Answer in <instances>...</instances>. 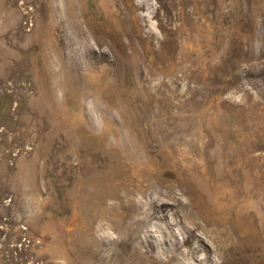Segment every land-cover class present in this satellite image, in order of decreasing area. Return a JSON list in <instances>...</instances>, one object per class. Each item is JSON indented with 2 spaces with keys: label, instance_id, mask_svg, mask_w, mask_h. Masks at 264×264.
Returning a JSON list of instances; mask_svg holds the SVG:
<instances>
[{
  "label": "rangeland",
  "instance_id": "obj_1",
  "mask_svg": "<svg viewBox=\"0 0 264 264\" xmlns=\"http://www.w3.org/2000/svg\"><path fill=\"white\" fill-rule=\"evenodd\" d=\"M70 2L0 0V264H264V0Z\"/></svg>",
  "mask_w": 264,
  "mask_h": 264
},
{
  "label": "bare ground",
  "instance_id": "obj_2",
  "mask_svg": "<svg viewBox=\"0 0 264 264\" xmlns=\"http://www.w3.org/2000/svg\"><path fill=\"white\" fill-rule=\"evenodd\" d=\"M81 1L82 0H71L70 6L74 7L76 9V12H77L76 17L78 20V27L80 29V32L83 34L82 39L87 40V35L85 33V30H84L83 19L85 20L87 18V16H89V13L87 10L83 9L80 6ZM115 4L117 5L116 2H115ZM64 21H65L64 18L60 17L58 19L57 26H56V32H58L56 35V38H57L56 40L59 43H62V42L69 40V39H73V36H74L71 27L69 25H66L64 23ZM63 34H65V36Z\"/></svg>",
  "mask_w": 264,
  "mask_h": 264
}]
</instances>
